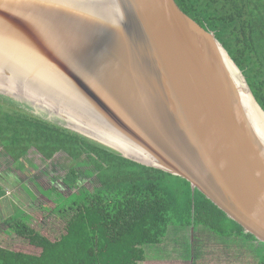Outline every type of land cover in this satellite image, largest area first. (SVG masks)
Segmentation results:
<instances>
[{
	"label": "water",
	"instance_id": "obj_1",
	"mask_svg": "<svg viewBox=\"0 0 264 264\" xmlns=\"http://www.w3.org/2000/svg\"><path fill=\"white\" fill-rule=\"evenodd\" d=\"M9 66L58 77L107 133L72 126L38 96L0 94L187 180L264 244V110L215 34L176 0H0V78Z\"/></svg>",
	"mask_w": 264,
	"mask_h": 264
},
{
	"label": "trees",
	"instance_id": "obj_2",
	"mask_svg": "<svg viewBox=\"0 0 264 264\" xmlns=\"http://www.w3.org/2000/svg\"><path fill=\"white\" fill-rule=\"evenodd\" d=\"M176 3L215 34L264 110V0ZM0 102V146L12 164L27 169L30 163L37 170L41 165L29 159L33 151L45 171L56 164L58 155H65L72 164L59 181L74 192L67 199L58 193L61 202L51 214L63 219L64 212L71 213L65 233L56 241L32 226L33 220L29 223L15 215L6 219L7 230L40 253L30 255L0 246V264H140L146 260V247L175 241L177 236L181 237L175 242L187 245L195 264L220 254L219 248V264H233L231 259L238 260L237 264H264V244L193 190L187 180L126 159L65 128L59 118L35 113L25 100L0 94ZM86 179H95L97 187L82 188L81 181ZM43 188L42 195L56 190L55 186ZM5 194L0 188V200ZM172 228L176 229L171 233Z\"/></svg>",
	"mask_w": 264,
	"mask_h": 264
},
{
	"label": "rangeland",
	"instance_id": "obj_3",
	"mask_svg": "<svg viewBox=\"0 0 264 264\" xmlns=\"http://www.w3.org/2000/svg\"><path fill=\"white\" fill-rule=\"evenodd\" d=\"M0 105H3V102H0ZM58 157L59 159L56 161V164L47 167L45 170L46 173H49L48 176H45L46 173L42 170L43 164H41L38 155H36L33 151L30 152L29 159L33 164L36 166H39L40 164L41 167H37V170H35L34 167L29 163L28 172L30 171L31 175H27V171H21L15 166L8 167V163L5 166H3L1 163V174L7 182V187L1 183L4 186V190L6 191V196L0 202V246L30 255H38L40 253V250L33 246H29L27 241L16 237L4 226V221L9 219L14 213H16L15 216H19L23 218L24 221L29 223L33 220V226L44 236L53 241L58 240L65 233L66 223L71 212H64L65 216L63 215V219H61L60 215L57 217L56 214L54 215L51 213L61 202V198L58 196V193H61L65 199L74 193L73 191H70L68 188L64 187L62 181H59L66 176L68 168L72 162H70L65 157V155L61 154L58 155ZM94 180L95 179H86L81 181L80 186L87 190H93L95 187H97V184L94 182ZM37 182L39 183V186L36 185ZM43 186L47 188L55 186L56 190L53 192L49 190L51 193L48 191L47 195H42L41 191L44 190ZM23 190L25 191L23 192ZM173 229L176 228H172L170 230L171 233L173 232ZM179 237L181 236H177L174 240L178 241ZM169 241L170 242L168 243L163 242L160 246L146 247V261L143 262V264H152L154 261H156V258L166 257L169 255H171V258L181 255L184 257L185 262L187 261V256L191 257L189 255L190 251L187 245L182 242H175L173 240ZM210 246L214 248L212 243ZM215 250L217 249L215 248ZM218 252L220 254H217L216 252L215 255L212 254V256L200 260L203 262H198L197 264H219V256L222 254L220 248L218 249ZM231 260L233 264H237L238 262V260L235 259ZM242 264L247 263L243 262Z\"/></svg>",
	"mask_w": 264,
	"mask_h": 264
},
{
	"label": "bare ground",
	"instance_id": "obj_4",
	"mask_svg": "<svg viewBox=\"0 0 264 264\" xmlns=\"http://www.w3.org/2000/svg\"><path fill=\"white\" fill-rule=\"evenodd\" d=\"M9 67H6L8 75L5 79L7 80L0 78L1 89L9 93H22L30 97L38 96L39 100L48 103L51 109H55L53 113L63 112L66 115L64 117L68 116L67 118L61 116L59 118L65 119L72 126L100 135L107 133L105 125L97 122L98 120L93 116L95 120L87 116V111L75 104V97L72 96L70 88H62L63 82L58 77L50 76L48 73H39L38 76L33 77L30 75L32 71H35L34 67H24L21 70L12 66ZM39 68L40 71L43 69ZM38 108L43 111V108ZM83 115L85 117L82 118Z\"/></svg>",
	"mask_w": 264,
	"mask_h": 264
},
{
	"label": "crops",
	"instance_id": "obj_5",
	"mask_svg": "<svg viewBox=\"0 0 264 264\" xmlns=\"http://www.w3.org/2000/svg\"><path fill=\"white\" fill-rule=\"evenodd\" d=\"M39 157V156H38ZM3 164V166H5L7 163L9 164L8 167H13L14 165L12 164V159L6 154V152L3 150V148L0 146V166ZM5 169V168H4ZM19 169V168H18ZM21 171H27V175H31L30 171L28 172V168L27 169H24V168H21L19 169ZM1 171H2V167H0V188L3 189L4 192H6L4 190V186L1 184L3 183L6 186V181H5V178L2 177V174H1ZM25 190H23L24 192ZM6 196V194H5ZM5 198V197H4ZM2 198L0 200V202L4 199ZM28 199V198H27ZM29 201V200H28ZM16 213L12 214L11 216L15 215ZM33 226V225H32ZM164 242V241H163ZM166 243L170 242L169 240L165 241ZM160 246V245H159ZM172 249V248H171ZM175 250V249H174ZM176 252V251H175ZM177 253V252H176ZM175 254V253H174ZM171 255L169 256H166V257H161V258H156V261H154V263L152 264H169V263H176V264H195V262H193V260H190L189 257L187 256V261L185 262V259L183 256L181 255H177V256H174V257H170ZM177 260V262H176ZM146 261V260H145ZM144 261V262H145ZM200 263V261H199ZM143 264V262H142ZM197 264V263H196Z\"/></svg>",
	"mask_w": 264,
	"mask_h": 264
}]
</instances>
